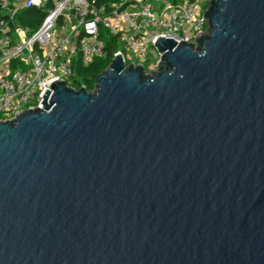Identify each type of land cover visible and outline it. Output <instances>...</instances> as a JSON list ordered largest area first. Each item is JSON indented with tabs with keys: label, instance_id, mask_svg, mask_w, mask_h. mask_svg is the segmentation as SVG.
Listing matches in <instances>:
<instances>
[{
	"label": "water",
	"instance_id": "1",
	"mask_svg": "<svg viewBox=\"0 0 264 264\" xmlns=\"http://www.w3.org/2000/svg\"><path fill=\"white\" fill-rule=\"evenodd\" d=\"M203 14L0 120V264H264V0Z\"/></svg>",
	"mask_w": 264,
	"mask_h": 264
},
{
	"label": "built area",
	"instance_id": "2",
	"mask_svg": "<svg viewBox=\"0 0 264 264\" xmlns=\"http://www.w3.org/2000/svg\"><path fill=\"white\" fill-rule=\"evenodd\" d=\"M208 2L0 0V120L43 107V95L53 80L87 88L81 69L94 61L106 59L108 68L119 54L127 64L146 67L148 54L158 53V36L194 41L208 27L203 14ZM33 6L46 12L35 28L20 21L22 12ZM96 86L97 79L87 89Z\"/></svg>",
	"mask_w": 264,
	"mask_h": 264
},
{
	"label": "trees",
	"instance_id": "3",
	"mask_svg": "<svg viewBox=\"0 0 264 264\" xmlns=\"http://www.w3.org/2000/svg\"><path fill=\"white\" fill-rule=\"evenodd\" d=\"M45 11L43 7L33 6L26 8L22 15H20V21L24 25H30L31 27L35 28L37 25H39L45 16ZM2 14L0 13V16ZM17 18L19 20V13L17 15ZM108 65V61L106 59H100L97 61L92 62L88 66H83L81 69V74L83 76V79L86 80L87 88L91 89L97 79L98 74L103 71Z\"/></svg>",
	"mask_w": 264,
	"mask_h": 264
},
{
	"label": "rangeland",
	"instance_id": "4",
	"mask_svg": "<svg viewBox=\"0 0 264 264\" xmlns=\"http://www.w3.org/2000/svg\"><path fill=\"white\" fill-rule=\"evenodd\" d=\"M159 55L157 52H155V57H153V54L150 52L148 54V61L146 62V67L148 68V70L150 71H154L156 70V66H157V61H158V58ZM157 59V60H156ZM156 60V61H155Z\"/></svg>",
	"mask_w": 264,
	"mask_h": 264
}]
</instances>
